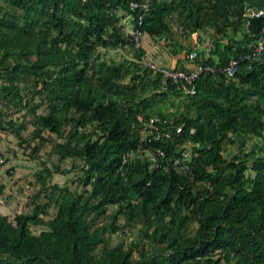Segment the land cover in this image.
<instances>
[{
  "label": "trees",
  "instance_id": "obj_1",
  "mask_svg": "<svg viewBox=\"0 0 264 264\" xmlns=\"http://www.w3.org/2000/svg\"><path fill=\"white\" fill-rule=\"evenodd\" d=\"M134 1L0 2V102L30 114L37 142L29 146L25 123L3 119L1 108L0 127L31 157L49 139L40 132L53 133L57 160H70L34 172L27 210L0 213V264H264V43L251 53L264 33V0H145L146 9ZM138 13L140 31L163 37L171 54L182 46L173 24L185 35L209 28L211 46L196 49L195 61L215 69L161 87L118 23ZM98 47L130 49L132 59L105 60ZM229 58L237 61L230 75L218 69ZM173 66L184 68L180 57ZM169 96L178 100L166 112ZM136 114L170 118L171 136L140 139ZM181 144L191 151L184 170L170 162ZM71 169L76 187L47 181ZM125 230L131 240L110 242Z\"/></svg>",
  "mask_w": 264,
  "mask_h": 264
},
{
  "label": "rangeland",
  "instance_id": "obj_2",
  "mask_svg": "<svg viewBox=\"0 0 264 264\" xmlns=\"http://www.w3.org/2000/svg\"><path fill=\"white\" fill-rule=\"evenodd\" d=\"M2 0H0L1 2ZM174 28V39L178 43H181V47L178 49L177 53L180 59L184 62V54L187 51L186 49L191 46V35H185L180 33L177 30V25L173 24ZM199 34L200 47H203V44L210 40L211 34L210 29L205 28L202 31H197ZM139 42L144 48V59L150 60L155 64L167 65L171 53L169 52L170 44H167L166 40L163 37L152 38L146 32L141 31L139 35ZM99 52L105 60H121L122 58L132 59V52L130 49H120V48H102L98 47ZM142 63V62H141ZM186 64V61L184 62ZM21 86V82H18ZM173 100V104H170L167 98L166 107L164 111L171 112L176 109V101L178 97L169 96ZM38 94H33L32 101H38ZM182 106L179 105L177 109H180ZM0 108L4 111L5 114L2 115L3 119L10 118L16 124L19 120H22L25 123V128L19 130V133L27 139L29 146L37 142V138H32L29 134L30 129L32 128L31 124L27 122L30 114L25 111L24 108L16 109L11 105H4L0 102ZM36 111H44V103L40 104ZM4 126L6 123H2ZM68 128H66L67 130ZM42 135L47 136L49 139L41 142L38 150L34 156H29L27 154L29 146H23L24 142H18V137L12 131H8L5 128L0 127V156L3 158L0 163L1 176L0 183L2 187L0 191V212L5 213L8 217H11L14 212L17 210H27L29 206V198L31 193L36 189L38 183L36 182L34 172L41 168L42 165H46L50 169L54 165L59 167H69L70 160L65 158L61 161L57 160V155L51 150V143L53 140H58L59 137L53 133H48L46 130L40 132ZM256 140V137L250 136L245 139L244 148H248L249 144ZM186 150H188L186 148ZM235 148L232 149L234 153ZM228 150H222V153L226 155ZM9 169V170H6ZM76 170L71 169L65 173H60L52 171L48 177V182H55L58 185H66L69 188L76 187L75 181L72 179L75 176ZM42 199V194L39 196V200ZM53 207H49V211H52ZM34 231L38 230V226H32ZM110 242L115 241H129L132 239L131 230H125L124 232H112L108 235Z\"/></svg>",
  "mask_w": 264,
  "mask_h": 264
},
{
  "label": "built area",
  "instance_id": "obj_3",
  "mask_svg": "<svg viewBox=\"0 0 264 264\" xmlns=\"http://www.w3.org/2000/svg\"><path fill=\"white\" fill-rule=\"evenodd\" d=\"M137 4L138 3L136 1L129 0V5L131 8L135 7ZM140 5L142 6L143 9L147 8L145 0L141 2ZM245 13L256 15L262 13V11L260 9L250 10L246 8ZM118 23L120 25V28L123 30L125 36L129 38L132 47L134 48L140 47L141 44L139 42V35L141 31L139 29V26L141 24V13H138L135 16V20H131L130 15L125 14L121 16ZM261 29L264 32V23ZM190 35H191V47L184 54V62L186 61L184 68H178V67L176 68L174 66L155 64L150 60L144 59L143 56L141 57V62L143 65L151 68L153 71H157L160 73L161 87H164L167 80H169L172 83H177L181 81L182 83L190 84L193 78H195L196 75L201 70L213 71L215 69L213 65L195 61L196 49L198 46L200 47V43H199L198 33L196 31L191 32ZM263 43H264V33L259 35L257 42L252 47L251 53L259 51ZM210 46H211L210 40L204 43V48L208 49ZM245 56L247 57L249 56V54H246ZM236 62L237 61L235 58H229L227 60V63L222 67H218V69L223 70L228 75H230L235 70ZM189 91H191V88L189 89ZM136 117L138 120H140V128H139L140 139H145L148 141L150 139H164V138H169L171 136L172 121L170 118L160 116L157 114L150 115L146 119L142 118L141 115L139 114H136ZM179 127H180L179 124L175 125L174 126L175 131H177ZM180 146L181 148L179 149L178 154L173 155L170 158V162L177 169L184 170L188 168V162L190 161L191 151L186 146L184 147V144H181ZM186 148L188 150H186ZM154 151L159 156L163 155V151L159 147H155ZM131 154H132V150L124 151L122 154V160H124L127 157H130ZM2 160L3 158L0 156V163L2 162ZM151 164L158 165L161 163L159 161H153V163ZM161 165H163V167L166 166L165 163H162Z\"/></svg>",
  "mask_w": 264,
  "mask_h": 264
},
{
  "label": "crops",
  "instance_id": "obj_4",
  "mask_svg": "<svg viewBox=\"0 0 264 264\" xmlns=\"http://www.w3.org/2000/svg\"><path fill=\"white\" fill-rule=\"evenodd\" d=\"M177 57H179L178 53L177 54H171V57L169 58V61H168V63H167L166 66H173V65H175L176 64V58ZM181 62H183V61L181 60ZM183 65H185L184 62H183ZM0 172H1V170H0ZM0 176H1V173H0ZM0 181L2 182V180H0ZM2 189H4V188L2 187ZM0 213H2V212H0Z\"/></svg>",
  "mask_w": 264,
  "mask_h": 264
}]
</instances>
